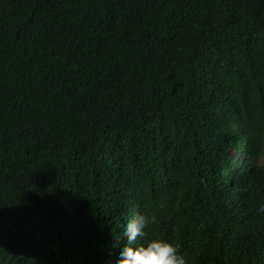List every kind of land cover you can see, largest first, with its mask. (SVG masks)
<instances>
[{"label":"trees","instance_id":"obj_1","mask_svg":"<svg viewBox=\"0 0 264 264\" xmlns=\"http://www.w3.org/2000/svg\"><path fill=\"white\" fill-rule=\"evenodd\" d=\"M261 205L264 0H0V264H101L137 212L264 264Z\"/></svg>","mask_w":264,"mask_h":264},{"label":"clouds","instance_id":"obj_2","mask_svg":"<svg viewBox=\"0 0 264 264\" xmlns=\"http://www.w3.org/2000/svg\"><path fill=\"white\" fill-rule=\"evenodd\" d=\"M258 211L264 212V205ZM154 219L146 212L133 214L117 234L125 242L115 249L113 256L104 258L101 264H186L185 255L173 242L160 237L138 242V237L146 236V230Z\"/></svg>","mask_w":264,"mask_h":264}]
</instances>
